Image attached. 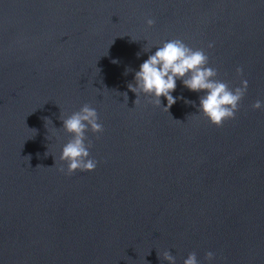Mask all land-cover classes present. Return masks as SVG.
I'll list each match as a JSON object with an SVG mask.
<instances>
[{
  "label": "water",
  "instance_id": "1",
  "mask_svg": "<svg viewBox=\"0 0 264 264\" xmlns=\"http://www.w3.org/2000/svg\"><path fill=\"white\" fill-rule=\"evenodd\" d=\"M172 39L203 49L230 87L248 81L235 119L211 125L204 93L181 80L170 115L163 97L135 104L127 85ZM257 100L264 0H0V264H167L165 250L176 264L191 252L264 264ZM84 104L104 128L85 134L97 167L69 176L57 171L71 139L60 116Z\"/></svg>",
  "mask_w": 264,
  "mask_h": 264
},
{
  "label": "clouds",
  "instance_id": "2",
  "mask_svg": "<svg viewBox=\"0 0 264 264\" xmlns=\"http://www.w3.org/2000/svg\"><path fill=\"white\" fill-rule=\"evenodd\" d=\"M146 27L151 28L154 24L153 19L145 21ZM135 42L136 40L131 39ZM113 42V41H112ZM112 44V43H111ZM213 45L210 43L208 48ZM150 50H145L148 52ZM107 54V53H106ZM112 63H118L113 60ZM209 65V56L203 49H194L186 45L181 39H172L163 43L157 48L153 55H150L135 73L134 84L129 83L127 88L136 94L135 104L139 101V96L144 95L147 103L160 107L163 97L167 101V106L163 110L169 114V109L183 97H173L177 80H181L183 86L192 92H203L200 97L198 112L206 118L209 123L216 127H222L227 120L235 119L236 113L240 109V103L247 93L248 81L241 80L239 87H230L227 83L217 79L218 72ZM238 76L243 70L236 69ZM125 102L127 93L122 94ZM151 97V99H147ZM186 104H194L192 101L185 100ZM253 111L261 110L264 104L257 100L251 105ZM170 115V114H169ZM62 129L71 139L63 146L59 160L64 167H59L58 172L65 175H72L75 172L91 173L97 167V161L90 157L91 142H85L86 132L101 134L104 131L103 125L99 123L97 111L84 104L79 111L73 112L67 118H61ZM174 120V119H173ZM181 123L178 120H175ZM46 122H49L46 120ZM35 131V130H34ZM27 160L30 157H26ZM56 158L55 165L56 166ZM41 166H37L39 168ZM52 168V167H51ZM158 259L166 261L167 264H176V258L170 251L165 250L158 254ZM215 254L211 251L206 252L204 259L212 261ZM183 264H198L197 254L191 252L183 261Z\"/></svg>",
  "mask_w": 264,
  "mask_h": 264
}]
</instances>
